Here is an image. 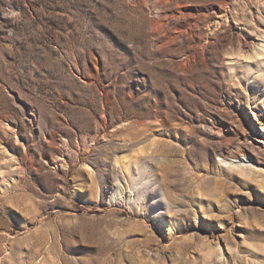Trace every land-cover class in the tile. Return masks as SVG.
Returning <instances> with one entry per match:
<instances>
[{
    "label": "rangeland",
    "instance_id": "obj_1",
    "mask_svg": "<svg viewBox=\"0 0 264 264\" xmlns=\"http://www.w3.org/2000/svg\"><path fill=\"white\" fill-rule=\"evenodd\" d=\"M176 2L0 0V264H264V0Z\"/></svg>",
    "mask_w": 264,
    "mask_h": 264
},
{
    "label": "bare ground",
    "instance_id": "obj_2",
    "mask_svg": "<svg viewBox=\"0 0 264 264\" xmlns=\"http://www.w3.org/2000/svg\"><path fill=\"white\" fill-rule=\"evenodd\" d=\"M139 2L142 6H147V7L150 6L151 8H153L157 14L156 18L164 17V21L160 18H157V19H158V22L163 21L162 24L165 26L169 25L170 19L177 18L179 14H181L182 16L184 14V13H181L183 11V10L181 11V8H179V10L181 11V12L179 11V13H177V11H174V9H177V4H178L176 0H139ZM256 42L255 43L257 45L259 52L255 54L259 56L264 55V43H260L261 41H256ZM199 52L200 51H198L196 46H192V49L190 50L189 54H187V56L192 57L193 59L197 60L200 57ZM229 60H233V59H229ZM226 62L227 61H223L222 63L225 64ZM258 124L260 126H264V121H259ZM127 140H131V138L128 137ZM257 140L261 141L260 137H258ZM261 145H258V147L261 149H264L263 146ZM144 171H145V164H144V161H141L140 164H138L137 166L136 175H131L129 178L126 179L127 186L130 188L131 191H133L135 195L134 198L129 196L127 200L135 201V197L137 196H139L138 198L143 197L144 193H146V190L148 189V186L151 185L155 189V193H154L153 200L149 203V209L150 208L152 209L151 211H153L152 215L154 216V218L162 221L163 214L166 211H171L172 209H174V211H178V210L176 209V205L172 204L167 199L166 195L163 193L164 191H161V188L159 184L155 182L154 177H150L146 181L143 179ZM171 218L172 219H170L169 225L175 226V222L177 221V218L173 219V216ZM173 226L171 228H173Z\"/></svg>",
    "mask_w": 264,
    "mask_h": 264
}]
</instances>
